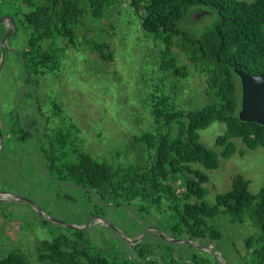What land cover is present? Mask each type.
<instances>
[{"label":"rangeland","instance_id":"374dc122","mask_svg":"<svg viewBox=\"0 0 264 264\" xmlns=\"http://www.w3.org/2000/svg\"><path fill=\"white\" fill-rule=\"evenodd\" d=\"M3 1L0 257L20 251L31 264H40L37 245L60 233L71 235L70 229L77 226L84 244L101 248L111 264H168V259L172 264H263L261 256L245 244V239L257 231L249 219L240 223L232 222L228 215H217L210 222L221 232L219 239L189 240L187 234L172 232L176 221L166 205L159 209L150 205L148 198H130L131 192L122 191L117 198L102 200L97 193L86 192L52 174L50 161L32 138L25 143L15 139L20 125L35 121L40 135L46 133L55 141L53 150L48 147L58 165L76 160L72 149L77 148L116 170L127 171L133 166L148 170L156 153L137 137L165 132L153 116L156 100L165 98L169 108L184 112L207 104L203 76L179 50H174V56L178 66H186L185 75L162 67L163 45L143 29L142 18L130 0H117L104 19L95 20L97 37L112 45L111 61L88 53L81 36L77 47L67 49L61 40L33 37L32 29H25L19 21L9 22V16L18 10L33 20L34 12L24 8L25 4L20 11L21 0ZM216 20L212 8L195 7L179 22V28L198 38ZM92 35L93 31L89 33ZM29 41L37 43L42 54L48 51L55 55V61L29 73L22 57L24 49L35 51ZM59 131L66 135L67 146L58 143L62 139H57ZM224 131L223 123L213 122L199 132L200 140L220 152L223 147L217 146L216 140ZM233 141L235 153L230 158L219 156V167L205 170L210 176L206 183L210 203L217 193L229 190L239 174L250 181L251 192L264 187V147L251 150L241 139ZM192 167L202 168L198 164ZM179 183V179L172 182L175 186Z\"/></svg>","mask_w":264,"mask_h":264},{"label":"trees","instance_id":"16d2710c","mask_svg":"<svg viewBox=\"0 0 264 264\" xmlns=\"http://www.w3.org/2000/svg\"><path fill=\"white\" fill-rule=\"evenodd\" d=\"M116 1L21 0L19 10L25 4L24 8L34 12V19L29 20L15 10L9 22L19 21L25 29H32L33 37L43 35L61 40L65 49L77 47L81 36L88 53L99 60L111 61L112 45L97 37L95 20L104 19ZM2 5L4 1L0 0V7ZM130 5L141 16L143 29L161 41L163 68L179 76L185 75L186 66H178L174 56L177 49L203 76L207 104L184 112L169 108L165 98L156 100L153 116L160 123L159 129L165 132L137 137L148 149L155 150L156 157L148 170L143 166L116 170L77 148L72 149V153H77L76 160L58 165L57 157L49 153L48 147L53 150L55 141L46 133L41 136L35 121L29 126L20 125L15 139L25 143L32 138L50 161L48 167L52 174L86 192L97 193L102 200L117 198L122 191L123 194L131 192L130 198H148L150 205L159 209L166 205L176 221L172 232L187 234L189 240L219 239L221 232L210 222L217 215H228L232 222L244 223L249 219L257 231L245 239L246 247L253 249L264 262V187L257 193L251 192L250 181L239 174L234 177L231 188L217 193L215 201L210 203L206 200L209 193L206 183L210 176L205 172L219 167V156L230 158L235 153L237 145L233 139H241L251 150L264 147V125L244 122L238 117L241 84L235 73L237 68L254 75L264 74V0H130ZM195 7L212 8L217 13L214 25L198 38L179 28V22ZM91 31L92 37L89 36ZM28 43L35 50L24 49L22 53L29 73L55 61L56 56L48 51L42 54L37 43ZM213 122L225 125L224 133L216 140L217 146L223 147L220 152L200 140L199 132ZM57 136L58 140L62 138L58 143L67 146L66 135L59 131ZM193 164L202 168L195 169ZM178 179L180 183L173 185V180ZM70 230L73 234L60 233L51 241L42 240L37 245L40 264H111L101 248L84 244L80 230ZM171 262L168 259V264ZM0 264L31 263L20 251H12L0 257Z\"/></svg>","mask_w":264,"mask_h":264},{"label":"water","instance_id":"95a60500","mask_svg":"<svg viewBox=\"0 0 264 264\" xmlns=\"http://www.w3.org/2000/svg\"><path fill=\"white\" fill-rule=\"evenodd\" d=\"M241 84V108L238 117L244 122H257L264 125V74L254 75L235 69ZM0 140L3 136L0 128ZM80 229L79 227H73Z\"/></svg>","mask_w":264,"mask_h":264},{"label":"flooded vegetation","instance_id":"af4514ba","mask_svg":"<svg viewBox=\"0 0 264 264\" xmlns=\"http://www.w3.org/2000/svg\"><path fill=\"white\" fill-rule=\"evenodd\" d=\"M144 225V224H143Z\"/></svg>","mask_w":264,"mask_h":264}]
</instances>
